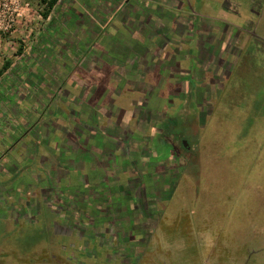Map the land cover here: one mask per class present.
I'll return each mask as SVG.
<instances>
[{"label":"rangeland","instance_id":"rangeland-1","mask_svg":"<svg viewBox=\"0 0 264 264\" xmlns=\"http://www.w3.org/2000/svg\"><path fill=\"white\" fill-rule=\"evenodd\" d=\"M122 1L21 0L0 32V70L35 72L0 120V264H264V0Z\"/></svg>","mask_w":264,"mask_h":264},{"label":"crops","instance_id":"crops-1","mask_svg":"<svg viewBox=\"0 0 264 264\" xmlns=\"http://www.w3.org/2000/svg\"><path fill=\"white\" fill-rule=\"evenodd\" d=\"M103 1V0H102ZM148 1V0H147ZM149 1H152V2H155L156 0H149ZM122 2H124V0L122 1ZM134 15V14H133ZM133 15H131L130 14V12H124L123 11V9L121 10L120 8H119V6L115 9V10H112L111 11V13H110V21H107L104 25H103V27H100V31H103L104 30V28L106 29L107 27H108V25H110L115 19H121L122 20V22H121V24L122 23H127V19L129 18V21H133V19L135 18V17H137L138 15H139V13L138 12H136L135 13V15L136 16H133ZM151 17H152V15H149L148 16V14H146V18L145 19H143L142 17L141 18H139L138 19V23H137V25L139 24V22H142V24H141V26H139L138 28H140V30H139V39H138V44H140L141 45V47H142V50H145V54L143 53V55L142 56H147L148 55V53H146V51H148L149 49H150V46H151V38L153 37V35H154V38H157L156 36H157V33H156V31H154V28H152V30L151 31H149V28H147V27H149V25H151V26H154V25H152L151 23H154L155 22V20L154 19H151ZM120 23H118V28L119 29H112L113 30V32H111V36H109L107 39H109L110 40V43L108 42V40L106 39V38H104V40L106 39V41H105V44L107 45V44H110L109 46H111V48H113V44H118V42H121V41H123V45H121L120 46V49L121 50H126V52H128L129 50H131V49H138V48H140L139 47V45H137V43H134V41H132V38H129V37H127L126 36V32H124V31H122L124 28H126L125 27V25L123 26V25H121ZM126 26H128L127 24H126ZM121 29V30H120ZM152 32V33H151ZM121 35V36H120ZM119 39L121 40V41H119ZM124 39V40H123ZM127 39V40H126ZM102 42H104L103 40H101ZM101 42V43H102ZM172 43H174L175 42V40H173V41H171ZM171 42H169L168 44V47L171 49L172 47L170 46L171 45ZM122 44V43H121ZM129 44V45H128ZM118 46V45H117ZM30 48V47H29ZM115 48V47H114ZM106 49V48H105ZM173 49V48H172ZM27 53V52H26ZM26 53H24V54H26ZM40 53L41 52H38V54L40 55ZM35 54V53H34ZM103 54V53H102ZM30 54H28L27 56V59H28V61H29V63L30 64H32V63H38L39 61L38 60H40L39 58H36V57H30L29 56ZM20 56H22V55H20ZM19 56V57H20ZM112 57H110L112 60L114 59L115 61H117L118 62V60H121L119 57L117 58L115 55H111ZM147 59V58H146ZM154 59H156V58H153L152 60H150V59H147L146 60V63H145V66H147L148 68H147V70H146V72L147 71H150L152 68H151V66H154L155 65V62H154ZM158 59V58H157ZM110 61V63H111V60L110 59H108V62ZM150 61H151V63L152 64H150ZM123 62H124V60H123ZM158 64H160V61H159V59H158ZM112 65H113V62L111 63ZM110 64V65H111ZM27 66H28V64L25 62V63H18V61H17V59H9V60H6V61H4L3 62V66L1 67V70H0V86H3L6 90L7 89H14L15 90V87L16 88H19V90L16 92V93H14L13 91H10V92H8V93H2V95H1V97H5L4 96V94L5 95H7L8 94V98L9 97H11L12 95H15V97H14V99H16V100H14V101H16L15 103L13 102V104H14V106H11V109H6L5 111H4V108L5 107H2L1 109H0V120H1V118L2 117H5L8 121H13V118H12V116L10 115V113H5L6 111H8V112H15L16 113V115H18V111H15V110H13L12 109V107L13 108H15V105H16V103H18V98L17 97H19V98H21L23 101H26V99H24V98H22V96L23 95H21L20 94V91H21V89H24V88H28V87H24L23 85L22 86H20L21 85V83H27V84H30V85H32L33 84V80L31 79V77H32V75L30 74V76L28 75V78L26 77V74L24 73V71H26V72H28V71H30V72H32V73H35L34 71H31V70H29V68H27ZM6 67V68H5ZM37 75V74H36ZM78 80H80V79H78ZM7 83H6V82ZM4 82H5V85H3L4 84ZM13 86H14V88H13ZM9 87V88H8ZM30 92H32V90L30 91ZM29 92V93H30ZM1 93V92H0ZM17 95V96H16ZM29 96V98H31V101H30V104H31V107L32 108H34V107H36V104H34V103H36V101H34L33 99H35V98H33V96H31V94L30 95H28ZM27 96V97H28ZM0 97V98H1ZM28 98V99H29ZM21 101V100H20ZM1 102H2V100L0 101V105H1ZM47 102V101H46ZM19 104V103H18ZM49 106V105H48ZM6 107H8V106H6ZM59 110H61V109H59ZM52 111L54 112V108L52 109ZM22 113H23V111H22ZM54 113H56V112H54ZM7 114H9V115H7ZM61 114H62V110H61ZM63 115V114H62ZM83 115H84V113H83ZM67 116V115H66ZM69 116V115H68ZM17 117V116H16ZM54 117H57L58 119L60 118L58 115H54V116H52V119L54 118ZM73 117V116H72ZM68 118V117H67ZM77 118V119H76ZM3 119V118H2ZM15 119V118H14ZM74 121L73 122H77L79 125H80V127L78 128V127H76L77 128V130H80V128L81 127H83V124L85 123L84 121H81V120H79L80 119V115H78V116H76L75 118H72ZM83 119H85V118H83ZM67 120V119H66ZM24 121L26 122V120H23L22 122H21V125H19L20 127H23V128H25L26 126H25V124H24ZM63 121H64V119H63ZM38 120L33 124V126H32V128L31 129H33L34 127L36 128V129H38L39 128V125H38ZM112 122L110 121L109 122V125L111 124ZM52 125L54 126V124H53V120H52ZM68 125V124H67ZM82 125V126H81ZM47 126V125H46ZM52 126V127H53ZM64 127H67L66 125H62V127L61 128H59V127H55L54 126V128H53V130H52V132H50V128H49V126H47V128L45 129V127H42V133H45L44 134V137L42 138V141L44 142V140L47 138V143H49V140L51 139L52 141H53V139H52V137H53V135H55V133H60V134H62V137H60V138H58V137H56V138H58L59 139V141L61 142V141H64V140H67V138H64L63 139V132H64ZM10 128V125H9V127L7 128V129H9ZM57 128H59V129H57ZM16 130L17 129V127H13V130ZM52 129V128H51ZM29 130V129H28ZM33 131V130H32ZM46 131V132H45ZM33 133H34V131H33ZM59 134V135H60ZM68 134H69V132H68ZM10 135V134H9ZM69 136V135H68ZM55 138V139H56ZM10 141H11V138L9 139ZM69 146V145H68ZM57 147H64L63 146V143H61V144H58V146ZM18 154H11V153H6V154H2V155H0V162H3V161H6L7 159H10L11 157H12V161L14 162V163H16V161H17V159L16 158H20V157H16ZM32 156V155H31ZM22 157V156H21ZM28 159V158H27ZM62 161V160H61ZM60 161V162H61ZM64 161H68V159H64L63 160V162ZM19 168V166H16V165H14L13 166V169L15 170V171H17V169ZM49 170V169H48Z\"/></svg>","mask_w":264,"mask_h":264},{"label":"built area","instance_id":"built-area-1","mask_svg":"<svg viewBox=\"0 0 264 264\" xmlns=\"http://www.w3.org/2000/svg\"><path fill=\"white\" fill-rule=\"evenodd\" d=\"M13 5L10 11L7 0H0V32L7 31L12 27L21 9V0H8Z\"/></svg>","mask_w":264,"mask_h":264},{"label":"trees","instance_id":"trees-1","mask_svg":"<svg viewBox=\"0 0 264 264\" xmlns=\"http://www.w3.org/2000/svg\"><path fill=\"white\" fill-rule=\"evenodd\" d=\"M58 1L59 0H40V3L45 6V10L43 12V15L45 17L49 14L50 10L58 3Z\"/></svg>","mask_w":264,"mask_h":264},{"label":"water","instance_id":"water-1","mask_svg":"<svg viewBox=\"0 0 264 264\" xmlns=\"http://www.w3.org/2000/svg\"><path fill=\"white\" fill-rule=\"evenodd\" d=\"M184 144H185V142H184Z\"/></svg>","mask_w":264,"mask_h":264}]
</instances>
